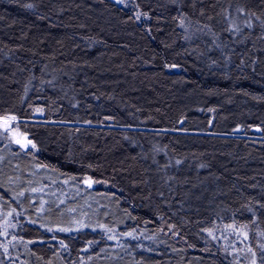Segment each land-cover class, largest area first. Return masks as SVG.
I'll use <instances>...</instances> for the list:
<instances>
[{"label":"trees","instance_id":"trees-1","mask_svg":"<svg viewBox=\"0 0 264 264\" xmlns=\"http://www.w3.org/2000/svg\"><path fill=\"white\" fill-rule=\"evenodd\" d=\"M5 116L0 264H264V0H0Z\"/></svg>","mask_w":264,"mask_h":264},{"label":"rangeland","instance_id":"rangeland-1","mask_svg":"<svg viewBox=\"0 0 264 264\" xmlns=\"http://www.w3.org/2000/svg\"><path fill=\"white\" fill-rule=\"evenodd\" d=\"M12 123H13V121L11 122V127H12ZM0 130L8 137V139L11 140V142H13V144L15 146L20 147V144H17L15 142L16 140H20L21 143H26L27 139L25 140V137L20 136V134L19 135L16 134L19 132H17V131L5 132V131H3L2 128H0ZM26 147L25 148L20 147V148L23 150H26ZM91 183L92 182L90 180H86L83 183V185L87 187V186H90ZM37 210H38V213H40V210L39 209H37ZM9 213H10L9 209L4 211V213H2V212L0 213V246L2 247L1 251H3V253H4L3 258L5 256L6 259L8 258L7 254H8V251H9L11 245H13V244L15 245L14 240L7 234L11 229V227H10L11 223L9 222L10 218L8 217ZM45 213H47L49 215H53V214L55 215L54 210L46 209Z\"/></svg>","mask_w":264,"mask_h":264},{"label":"snow or ice","instance_id":"snow-or-ice-1","mask_svg":"<svg viewBox=\"0 0 264 264\" xmlns=\"http://www.w3.org/2000/svg\"><path fill=\"white\" fill-rule=\"evenodd\" d=\"M30 7V6H29ZM241 11V14H243V11ZM250 26V23H249ZM16 117L15 116H5V117H0V128L3 129V131L5 132H15L16 130L14 128L11 127V122L15 121ZM17 135H19V133H16ZM26 140V138H25ZM17 144H20L21 148H25L27 146V144H31V146L33 148H35V144H32L31 141H27L26 143H21L20 140H16L15 141Z\"/></svg>","mask_w":264,"mask_h":264},{"label":"water","instance_id":"water-1","mask_svg":"<svg viewBox=\"0 0 264 264\" xmlns=\"http://www.w3.org/2000/svg\"><path fill=\"white\" fill-rule=\"evenodd\" d=\"M37 118L41 119V117H37ZM252 133L257 134V135H261V132L259 129L252 130Z\"/></svg>","mask_w":264,"mask_h":264}]
</instances>
